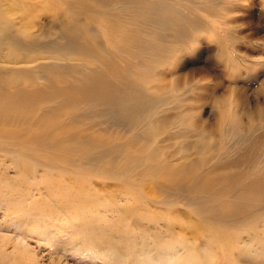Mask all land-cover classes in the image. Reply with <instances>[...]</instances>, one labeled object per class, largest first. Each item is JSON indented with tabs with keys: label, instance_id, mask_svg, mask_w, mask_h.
<instances>
[{
	"label": "rangeland",
	"instance_id": "rangeland-1",
	"mask_svg": "<svg viewBox=\"0 0 264 264\" xmlns=\"http://www.w3.org/2000/svg\"><path fill=\"white\" fill-rule=\"evenodd\" d=\"M74 1L0 0L9 36L34 37L45 48L50 40L63 42L67 23H74L94 33L96 45L93 54L81 56L56 48L11 52L1 44L0 75L45 89L43 64L69 68L60 85L82 81L104 62L125 68L128 61L140 74L134 85L155 98L146 120L152 125L125 129L95 118L91 126L79 125L82 133L106 128L102 135L134 138V147L150 136L161 159L191 166L204 186L190 193L165 176L140 180L136 174V189L126 190L116 177H82L66 165L59 175L35 158L23 161L35 167L25 172L20 156L0 149V264H264V187L252 190L254 197L241 195L251 182L264 184V0H167L175 18L167 27L140 17L127 0H82L87 7L75 15ZM156 44L162 45L158 51ZM57 105V98H45L37 111ZM85 109L79 102L77 111ZM71 114H57L69 135ZM9 124L19 134L28 131L23 121ZM0 141L13 139L6 134ZM92 151L82 167L99 158V148ZM56 182L83 185L91 196L66 205ZM234 204L239 208L219 211Z\"/></svg>",
	"mask_w": 264,
	"mask_h": 264
},
{
	"label": "bare ground",
	"instance_id": "bare-ground-1",
	"mask_svg": "<svg viewBox=\"0 0 264 264\" xmlns=\"http://www.w3.org/2000/svg\"><path fill=\"white\" fill-rule=\"evenodd\" d=\"M127 1L136 6L137 14L146 20L155 22L162 27H167L171 23L175 24V18L171 19L168 15L167 0ZM72 5L74 8L72 14L74 15L87 7V4L82 0H75ZM3 14L4 11L0 8V45L6 44L11 52L17 49L44 48L40 45V41L34 37L7 35L4 31L5 28L9 27V21L2 18ZM179 28H181L179 32L181 33L184 27L179 26ZM66 30L67 33L64 35L65 40L63 42L56 39L50 40L44 44V49H73L74 53L81 56L90 55L96 51L93 40L94 33L87 34L86 31H82L74 23H67ZM104 30L107 34L109 33L108 28H104ZM161 46L157 45L154 48H158L156 50L158 51ZM43 65L48 80L45 89H29L20 84L17 86L14 79H7L5 76L0 75V121L2 122L0 138L7 134L13 139L8 144L0 141V149L5 154L20 156L22 160L19 161V166L24 167L25 172L32 171L35 167L28 168V165L24 164L23 161L28 158H35L44 167L57 170L59 175L65 173L66 165L72 167V169L76 168L74 170L83 175L82 177H87L90 174L116 177L120 189H136V183H134L135 178L138 177L136 174H139L140 180L143 178L148 179V177L154 179L165 176L175 183L177 188L190 193L200 191L203 188V177L195 179L194 173L189 171L191 166L177 168L161 159L159 151L149 146L150 136H142L147 139V143L144 142L139 147H134V138L127 137L123 142H119L114 136L109 135V137H106L102 135L101 132L106 133V128H101L96 134L88 133V135H85L82 133L79 125L85 123L91 126L93 125L92 120L95 118H103L104 123L107 122L112 126L125 129H134L144 123L152 125L146 120L151 119V109L155 104V98L142 93L134 85L135 77L140 74L136 70L129 69L128 61H126L125 68L117 65L110 66L104 62L99 68L86 73L82 81L66 80L60 85L58 82L64 79L62 78L65 74L64 70L69 68L57 62ZM26 74L24 72L27 79V83H25L28 84ZM50 97L57 98L58 105L53 109L37 111L39 102ZM79 102L84 103L87 109L77 111ZM64 110L71 112V115H73L71 123L75 127L72 128L74 131L70 135V128L62 126L63 123L57 116L58 113H62ZM36 111L38 113H35ZM14 119L20 120V122L23 121L28 131L19 134L17 128L9 124ZM93 147L99 148V158L95 164H85L86 166L82 167V162L89 163L93 158ZM137 167H139V172L136 171ZM135 175L136 177H134ZM189 175H191L189 179L193 177L191 184H188L187 181ZM255 183L256 181L248 184L246 187H250V190L240 192L241 195L248 194L250 198L254 197L251 191H259L260 188L264 187V184H259V181L258 184ZM56 184L65 192L66 205L72 206L78 201L81 202L83 200L81 197L91 196L83 185L72 187V185H63L59 182H56ZM135 201L140 202L139 198H135ZM228 208L229 206L225 209L221 207L219 211L221 213L228 212L238 209L239 206L234 204L230 206L229 210ZM210 210H212V213L218 214V207L212 205ZM215 232L218 236L227 238L230 236L228 231L216 230ZM216 234L214 233L215 236ZM186 256L190 259L193 258L190 253Z\"/></svg>",
	"mask_w": 264,
	"mask_h": 264
}]
</instances>
